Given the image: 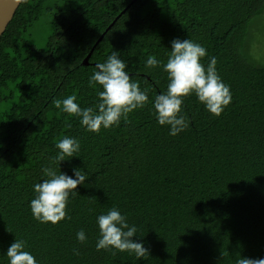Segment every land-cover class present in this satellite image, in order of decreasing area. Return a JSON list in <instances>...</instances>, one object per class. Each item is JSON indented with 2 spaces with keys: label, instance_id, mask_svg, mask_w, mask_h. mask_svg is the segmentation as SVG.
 Segmentation results:
<instances>
[{
  "label": "trees",
  "instance_id": "1",
  "mask_svg": "<svg viewBox=\"0 0 264 264\" xmlns=\"http://www.w3.org/2000/svg\"><path fill=\"white\" fill-rule=\"evenodd\" d=\"M23 0L0 40V264L17 240L38 264H235L264 258V55L259 26L264 0ZM89 65L84 61L110 25ZM52 29L44 48L32 41L38 25ZM262 30V29H261ZM201 44L207 67L229 86L232 100L211 115L195 95L184 98L188 127L177 136L157 124L155 95L166 91L162 63L174 39ZM131 79L147 90L145 107L99 133L62 113L56 100L76 95L81 108L97 103L88 80L112 51ZM65 135L79 141L75 157L55 161ZM53 167L87 179L70 195L67 218L33 219V185ZM137 227L132 239L148 254L96 250V217L111 208ZM83 229L86 241L76 233ZM74 249L78 255L74 254Z\"/></svg>",
  "mask_w": 264,
  "mask_h": 264
},
{
  "label": "clouds",
  "instance_id": "2",
  "mask_svg": "<svg viewBox=\"0 0 264 264\" xmlns=\"http://www.w3.org/2000/svg\"><path fill=\"white\" fill-rule=\"evenodd\" d=\"M207 55L206 49L190 39H174L170 42V52L166 62H161L149 55L144 62L145 68L162 67L167 74L166 91L155 95L152 109L156 122L168 126V134L177 136L189 125L183 114L184 98L195 95L197 101L211 115L220 116L231 100V92L216 71L215 57L209 58L205 67L200 61ZM128 65L117 51H112L104 62L97 63L89 77V87L98 90V99L93 107L81 108L76 95H69L63 100H56L55 107L62 113L75 116L85 131L99 133L101 128L107 130L118 126L123 118L127 122L128 114L141 109L149 102L147 90H141L139 84L131 79ZM58 150L55 161H65V157H75L80 149L79 141L65 135L56 144ZM45 179L33 185L34 198L29 201V208L34 220L41 224L53 225L67 218L66 207L70 195L78 194L75 189L84 184L88 178L80 169H73L69 176L53 167L42 168ZM99 237L96 250L114 249L120 252L133 253L137 260L142 259L148 250L142 243L134 241L137 227L129 225L127 217L113 207L96 217ZM76 240L83 244L87 237L81 229L76 233ZM74 254L78 251L74 249ZM5 256L8 264H38L36 258L26 250V242L17 240L7 248ZM235 264H264V258L251 259L238 256Z\"/></svg>",
  "mask_w": 264,
  "mask_h": 264
},
{
  "label": "water",
  "instance_id": "3",
  "mask_svg": "<svg viewBox=\"0 0 264 264\" xmlns=\"http://www.w3.org/2000/svg\"><path fill=\"white\" fill-rule=\"evenodd\" d=\"M135 0L134 2H136ZM23 0H0V40L4 33L6 32L8 26L14 19L18 9L20 8ZM134 2L123 11L118 18L110 25V27L106 30L105 34L99 39L93 50L90 52L86 60L84 61V65H89L90 58L98 46V44L103 40L106 33L115 25V23L126 13V11L134 4Z\"/></svg>",
  "mask_w": 264,
  "mask_h": 264
},
{
  "label": "rangeland",
  "instance_id": "4",
  "mask_svg": "<svg viewBox=\"0 0 264 264\" xmlns=\"http://www.w3.org/2000/svg\"><path fill=\"white\" fill-rule=\"evenodd\" d=\"M260 33H258V39L261 40V46H259L260 53L264 55V24L263 26H259ZM262 29V30H261ZM52 34V29L47 24L38 25L36 30L33 32L32 41L37 44L39 48H44L47 45L48 39Z\"/></svg>",
  "mask_w": 264,
  "mask_h": 264
}]
</instances>
